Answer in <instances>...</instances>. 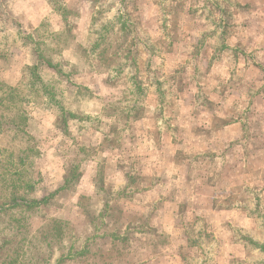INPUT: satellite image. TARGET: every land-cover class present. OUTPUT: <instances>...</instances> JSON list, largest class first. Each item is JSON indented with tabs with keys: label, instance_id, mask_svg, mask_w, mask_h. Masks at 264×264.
I'll list each match as a JSON object with an SVG mask.
<instances>
[{
	"label": "rangeland",
	"instance_id": "374dc122",
	"mask_svg": "<svg viewBox=\"0 0 264 264\" xmlns=\"http://www.w3.org/2000/svg\"><path fill=\"white\" fill-rule=\"evenodd\" d=\"M259 112L264 0H0V264H264Z\"/></svg>",
	"mask_w": 264,
	"mask_h": 264
},
{
	"label": "crops",
	"instance_id": "0c3cea01",
	"mask_svg": "<svg viewBox=\"0 0 264 264\" xmlns=\"http://www.w3.org/2000/svg\"><path fill=\"white\" fill-rule=\"evenodd\" d=\"M94 5V4H93ZM97 7V6H96ZM94 10L95 8L91 11V13H89L88 17H87V21H92L93 19V15H94ZM78 85H81L80 83H77ZM85 85L86 82L84 83ZM103 86V85H102ZM104 90V89H103ZM260 116H261V119L263 120L262 122V125L261 126H257V128H254V126H252L251 122L250 124L251 125H247L245 128L243 127L244 125H241L240 127L242 128V132H245V137H239V138H236V139H239L241 142L240 143H232V138L229 140V143L231 144V147L230 149L234 148V150H232L236 156L237 159H236V162H239L240 164H237V166H242L243 167V174L244 175V178L248 180L249 183L253 182V183H261L263 182L264 183V157H263V162L260 163L261 165V175L260 176H253L252 174H250V172H253L252 171V166L250 167V162L248 160V157L245 156V154H243L242 152L240 151H243V152H264V112H259ZM219 116L218 117H221L220 114H218ZM239 126V121L235 120L233 121L231 124L225 126L224 128L225 129H230V133L232 135H235V137L238 136V132L235 131V129H237ZM222 129V128H220ZM241 132V131H240ZM232 135H229V136H232ZM220 136V135H219ZM219 139L222 140V137H218ZM223 142H220V144H222ZM201 145H205V144H201ZM233 146V147H232ZM206 147V146H205ZM222 146H220L221 148ZM218 151V150H217ZM219 153V151L217 152ZM219 156V155H217ZM234 156V155H233ZM232 156V157H233ZM220 159V156L219 158ZM218 159H216L214 161V165L218 168H215L218 169L219 171L222 169V164H217L218 163ZM223 171V169H222ZM216 173V172H214ZM222 174H220L221 176ZM255 178V179H254ZM221 179V177H220ZM193 178H191V182L193 183ZM201 181V180H200ZM154 188H157V186H155ZM154 188H152L151 190H154ZM159 191V189H158ZM149 192V191H147ZM232 213L234 212H238L236 209L234 210H231ZM174 211L172 212H169V215H174ZM219 215L217 216V219H216V222H217V225L216 223L212 226L214 229H213V232L216 231V236H218V244H217V255L215 256L214 258V264L218 263V264H247L249 262H251L249 259H247V253L245 252V248H246V244L245 243H242V242H239L237 240H235L232 235L228 234L227 230L226 229H223L221 227V222H220V218H221V215H222V211L221 209H219ZM243 223L244 224H241L240 228L242 229H254L256 226H255V223L253 222V219L252 218H249V216H243V219H242ZM248 244H252V243H248ZM261 247L263 250H264V242L262 244H257V247ZM256 247V246H255Z\"/></svg>",
	"mask_w": 264,
	"mask_h": 264
}]
</instances>
